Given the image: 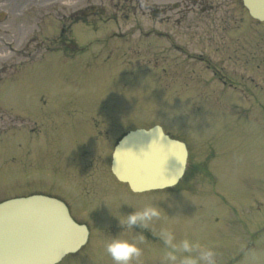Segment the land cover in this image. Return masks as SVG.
Instances as JSON below:
<instances>
[{"label": "rangeland", "instance_id": "1", "mask_svg": "<svg viewBox=\"0 0 264 264\" xmlns=\"http://www.w3.org/2000/svg\"><path fill=\"white\" fill-rule=\"evenodd\" d=\"M48 2L54 3L47 5ZM142 2L151 9L157 7L161 10L160 6L173 0ZM88 3H100L111 16L114 13L112 6L117 2L0 0V72L14 73L16 65L19 62L23 64V56L33 58L41 55L43 46L39 43L45 37H57L58 27L66 22L63 16L82 9ZM205 5L208 6L207 13H183L182 21L177 20L176 12L171 8L159 18H152L149 12H140L134 7L120 12V28L116 31L118 37L124 38H113L109 32L103 34L109 36L104 44H109L114 53L112 55L110 51V60H102L87 70L84 58L77 64L72 58H67L66 72L71 79L53 86V72L60 62L58 53L41 59L45 73L51 71V80L48 78V83L42 84L41 91L46 93L43 98L31 96L30 110L47 113L43 118L30 117L37 121L27 119L36 125L24 121L18 127L19 117L0 109L3 114L0 115V200L31 191L62 195L70 203L74 218L87 224L93 235L90 246L95 254L98 253L97 256H93L92 249H87L76 258H66L61 264H113L105 251L109 237L105 239L103 233L108 225L118 222L117 219L125 220L123 215L133 212L128 205L146 200V195H133L114 180L109 170L110 154L118 134L150 124H160L166 130L179 133L190 142H187L189 145H202L208 140L211 144H218L220 156L215 158L216 162L212 161V169L216 172L224 164L227 167L224 173L215 174L214 183L227 198L232 199L227 201L232 202L229 205L234 209L230 215L217 211L212 217L214 226L205 220L203 211L206 210L208 215V208L197 197L203 199L212 187L208 186L210 181L205 183L207 179L196 175L189 191L196 195V200H190L192 197L187 192H179L174 198L187 196L185 201L189 205L184 202L168 206L169 211L180 210L181 218L163 216L159 223V215L157 227L153 225L158 232L161 228L163 235L152 233L151 236L158 239L148 243L163 255L167 254L160 260L163 257L161 253L155 254L147 244L138 242L142 255L133 264H187L188 261L205 264L202 257L207 252L213 253L214 264H225L230 261L229 254L240 253L243 243L246 244L241 231L243 223L250 234L258 228L253 224L252 227L247 220L248 216L256 214L255 202L240 203L237 197L244 198L245 193L264 186V109H240L248 107L245 101L228 94L217 81H211L207 88L202 87L211 73L199 59L207 60L212 67L214 64L223 75L230 77L236 83L233 85L238 87L240 96H244L243 87H246L255 91L256 102L264 103V22L253 21L240 0H211ZM52 23L54 31L51 30ZM46 25L50 31L43 30ZM92 40L94 42L95 38ZM117 41L124 43L118 44ZM47 48L50 49V45ZM105 50L108 49L104 45L102 51L96 50L99 59H106ZM146 61L155 63L156 69ZM128 63L137 70L133 75ZM39 66L34 63L32 71ZM23 75L29 77V74ZM153 77L157 80L153 81ZM156 84L157 88H154ZM25 85L38 89L35 78L27 79ZM81 90L87 92L86 95H94V98L81 99ZM3 91V95L12 93L24 99L39 90L30 94L16 92L9 83L0 87V97ZM8 105L13 112L21 110L17 100L10 101ZM87 108L98 112L97 120L103 118V121L92 123L90 118L84 121V116L77 114L73 115L75 119L69 122L70 126H63L66 122L61 118L68 119L70 111ZM113 125L121 126L120 130H112ZM192 147L190 161L197 167L204 165L210 168V162H205L200 149ZM193 206L201 208L200 213ZM136 207L139 212L148 206L142 203ZM251 207L253 209L250 210ZM167 216H173V213L168 212ZM229 229L233 231L224 235ZM120 235L130 241L135 237L128 232ZM140 238L146 239L144 236ZM256 245L257 248L234 264H264V234L256 239Z\"/></svg>", "mask_w": 264, "mask_h": 264}, {"label": "water", "instance_id": "2", "mask_svg": "<svg viewBox=\"0 0 264 264\" xmlns=\"http://www.w3.org/2000/svg\"><path fill=\"white\" fill-rule=\"evenodd\" d=\"M243 1L252 17L264 20V0ZM185 162L184 146L171 142L156 127L130 133L119 142L112 172L133 191H144L174 184ZM86 239V228L73 223L56 200L34 196L0 204V264H53L78 250Z\"/></svg>", "mask_w": 264, "mask_h": 264}, {"label": "clouds", "instance_id": "3", "mask_svg": "<svg viewBox=\"0 0 264 264\" xmlns=\"http://www.w3.org/2000/svg\"><path fill=\"white\" fill-rule=\"evenodd\" d=\"M160 212L157 207H147L143 211H133L130 214L123 215L125 220L122 222L117 219L121 227L133 229L138 226L146 228L148 224L159 217ZM138 242H142V238L133 237L130 241L121 238L120 233L117 235H110L105 242V251L111 257L113 264H133L142 255V249L138 246ZM202 259L205 264H214L213 253L207 252ZM187 264H192L188 261Z\"/></svg>", "mask_w": 264, "mask_h": 264}]
</instances>
